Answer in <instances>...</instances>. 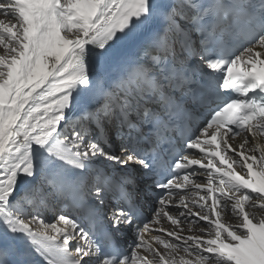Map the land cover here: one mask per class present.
Listing matches in <instances>:
<instances>
[{
  "label": "snow or ice",
  "instance_id": "6c2138e0",
  "mask_svg": "<svg viewBox=\"0 0 264 264\" xmlns=\"http://www.w3.org/2000/svg\"><path fill=\"white\" fill-rule=\"evenodd\" d=\"M0 17V264H264V0Z\"/></svg>",
  "mask_w": 264,
  "mask_h": 264
},
{
  "label": "bare ground",
  "instance_id": "6f19581e",
  "mask_svg": "<svg viewBox=\"0 0 264 264\" xmlns=\"http://www.w3.org/2000/svg\"><path fill=\"white\" fill-rule=\"evenodd\" d=\"M0 18H3V17H0ZM257 142L264 144V138H259V137H258V138H257V141H256V142H253V144L250 145V146H254L255 143H257ZM256 154H257V156H258V155H259V152H257ZM147 203H151V200H148ZM149 206L152 208V204H150ZM225 219H227V217H225ZM230 222H234V221H230ZM148 234H151V233H146V234H145V235H146V238L149 237Z\"/></svg>",
  "mask_w": 264,
  "mask_h": 264
},
{
  "label": "rangeland",
  "instance_id": "374dc122",
  "mask_svg": "<svg viewBox=\"0 0 264 264\" xmlns=\"http://www.w3.org/2000/svg\"><path fill=\"white\" fill-rule=\"evenodd\" d=\"M46 215H50V213H46Z\"/></svg>",
  "mask_w": 264,
  "mask_h": 264
}]
</instances>
